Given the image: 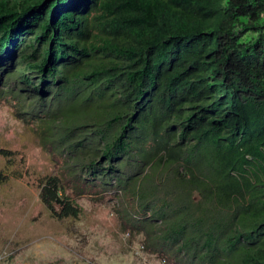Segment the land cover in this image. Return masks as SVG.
Masks as SVG:
<instances>
[{"label": "trees", "instance_id": "16d2710c", "mask_svg": "<svg viewBox=\"0 0 264 264\" xmlns=\"http://www.w3.org/2000/svg\"><path fill=\"white\" fill-rule=\"evenodd\" d=\"M0 100L63 160L52 218L112 198L165 263L264 264V0H0Z\"/></svg>", "mask_w": 264, "mask_h": 264}, {"label": "rangeland", "instance_id": "374dc122", "mask_svg": "<svg viewBox=\"0 0 264 264\" xmlns=\"http://www.w3.org/2000/svg\"><path fill=\"white\" fill-rule=\"evenodd\" d=\"M33 127L0 100V146L22 157L13 163L0 159V168L21 172L0 189V264H168L143 248L140 235L121 230L112 198L87 195L78 200V218L50 216L37 179L61 172L63 160L41 144Z\"/></svg>", "mask_w": 264, "mask_h": 264}]
</instances>
